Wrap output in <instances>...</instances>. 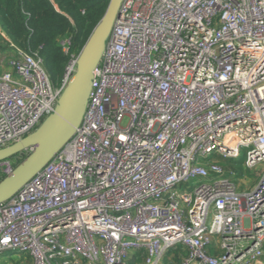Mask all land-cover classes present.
<instances>
[{
    "label": "built area",
    "instance_id": "built-area-1",
    "mask_svg": "<svg viewBox=\"0 0 264 264\" xmlns=\"http://www.w3.org/2000/svg\"><path fill=\"white\" fill-rule=\"evenodd\" d=\"M0 36L1 150L55 112L80 53L60 41L56 86L39 52ZM243 151L255 187L221 164ZM16 167L0 162V182ZM178 249L180 264H264V0H123L83 124L0 204V255L30 264H169Z\"/></svg>",
    "mask_w": 264,
    "mask_h": 264
},
{
    "label": "water",
    "instance_id": "water-1",
    "mask_svg": "<svg viewBox=\"0 0 264 264\" xmlns=\"http://www.w3.org/2000/svg\"><path fill=\"white\" fill-rule=\"evenodd\" d=\"M123 0H110L106 13L79 54L77 71L58 100L55 112L22 140L0 150V162L30 151L13 174L0 182V204L13 199L75 136L83 124L98 67Z\"/></svg>",
    "mask_w": 264,
    "mask_h": 264
},
{
    "label": "trees",
    "instance_id": "trees-1",
    "mask_svg": "<svg viewBox=\"0 0 264 264\" xmlns=\"http://www.w3.org/2000/svg\"><path fill=\"white\" fill-rule=\"evenodd\" d=\"M109 2L0 0V27L15 46L28 52H39L53 83L60 86L70 61V56L62 51L60 41L71 38V53L79 54L102 20ZM27 157L26 153H21L12 159H16L18 166ZM174 253L169 264H180L184 252L178 249Z\"/></svg>",
    "mask_w": 264,
    "mask_h": 264
},
{
    "label": "rangeland",
    "instance_id": "rangeland-1",
    "mask_svg": "<svg viewBox=\"0 0 264 264\" xmlns=\"http://www.w3.org/2000/svg\"><path fill=\"white\" fill-rule=\"evenodd\" d=\"M7 47L8 45L5 44V41L0 36V53L1 51H6ZM9 58H10V53L6 56L4 65H0V73L5 71ZM26 154L29 155L30 151H27ZM220 161L221 164L225 166L227 169L234 170L235 172H237V177L235 178L236 182L247 179L248 182L251 183V187H255L258 184L260 179L258 171H260L261 168H258L256 170H248L244 167L245 151H243V155L241 156L240 159L237 160L221 159ZM195 185H196V181L193 180L186 186L180 187V189L189 192ZM24 260L28 261V258L25 255H21L17 252H7L0 255V264H28V262ZM164 264H168V260L166 258L164 260Z\"/></svg>",
    "mask_w": 264,
    "mask_h": 264
},
{
    "label": "crops",
    "instance_id": "crops-1",
    "mask_svg": "<svg viewBox=\"0 0 264 264\" xmlns=\"http://www.w3.org/2000/svg\"><path fill=\"white\" fill-rule=\"evenodd\" d=\"M24 261H26V260H24ZM26 262H28V264H30V261L28 260V261H26Z\"/></svg>",
    "mask_w": 264,
    "mask_h": 264
}]
</instances>
